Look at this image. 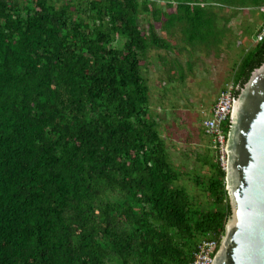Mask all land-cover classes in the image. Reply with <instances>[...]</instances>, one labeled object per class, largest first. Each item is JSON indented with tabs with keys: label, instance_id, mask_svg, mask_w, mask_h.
<instances>
[{
	"label": "trees",
	"instance_id": "16d2710c",
	"mask_svg": "<svg viewBox=\"0 0 264 264\" xmlns=\"http://www.w3.org/2000/svg\"><path fill=\"white\" fill-rule=\"evenodd\" d=\"M160 1L0 0V264H189L202 238L221 241L226 171L202 158L203 202L178 184L142 67L173 48L159 32L220 46L225 9L264 0ZM263 62L264 39L236 97Z\"/></svg>",
	"mask_w": 264,
	"mask_h": 264
},
{
	"label": "rangeland",
	"instance_id": "374dc122",
	"mask_svg": "<svg viewBox=\"0 0 264 264\" xmlns=\"http://www.w3.org/2000/svg\"><path fill=\"white\" fill-rule=\"evenodd\" d=\"M223 15L231 17L228 23L219 20L218 27L231 32L220 46H190L177 26L159 32L173 48L151 50L142 67L150 89V111L159 124L170 162L180 172L178 184L197 202L205 200V192L196 179L199 176L206 181L211 175L210 166H204L202 158H217L203 131L204 122L219 94L234 84L237 64L257 42L255 35L262 26L258 9H225ZM141 25L146 27L145 23Z\"/></svg>",
	"mask_w": 264,
	"mask_h": 264
},
{
	"label": "water",
	"instance_id": "95a60500",
	"mask_svg": "<svg viewBox=\"0 0 264 264\" xmlns=\"http://www.w3.org/2000/svg\"><path fill=\"white\" fill-rule=\"evenodd\" d=\"M226 151L231 217L212 264H264V62L235 99Z\"/></svg>",
	"mask_w": 264,
	"mask_h": 264
},
{
	"label": "built area",
	"instance_id": "2783aa9c",
	"mask_svg": "<svg viewBox=\"0 0 264 264\" xmlns=\"http://www.w3.org/2000/svg\"><path fill=\"white\" fill-rule=\"evenodd\" d=\"M264 13V5L260 8ZM264 39V24L260 27L255 41L261 42ZM240 89L239 85L231 84L223 90L209 115L204 122L205 134L211 139L212 148L216 153L219 164L223 170L227 167V142L228 132L226 126L231 121V113L236 99V92ZM219 239L215 235H208L202 238L194 252L193 260L189 264H212L213 258L219 247Z\"/></svg>",
	"mask_w": 264,
	"mask_h": 264
},
{
	"label": "clouds",
	"instance_id": "9594fccd",
	"mask_svg": "<svg viewBox=\"0 0 264 264\" xmlns=\"http://www.w3.org/2000/svg\"><path fill=\"white\" fill-rule=\"evenodd\" d=\"M258 32H259V31H258ZM257 34H258V33H257ZM257 34H256V35H257ZM256 35H255V37H256ZM239 86H240V85H239ZM236 98H237V97H236ZM209 139H210V138H209ZM210 141H211V139H210ZM222 238H223V237H222ZM221 240H222V239H221ZM220 242H221V241H220ZM219 245H220V243H219ZM218 248H219V247H218ZM217 250H218V249H217Z\"/></svg>",
	"mask_w": 264,
	"mask_h": 264
},
{
	"label": "crops",
	"instance_id": "0c3cea01",
	"mask_svg": "<svg viewBox=\"0 0 264 264\" xmlns=\"http://www.w3.org/2000/svg\"><path fill=\"white\" fill-rule=\"evenodd\" d=\"M259 31V30H258Z\"/></svg>",
	"mask_w": 264,
	"mask_h": 264
}]
</instances>
